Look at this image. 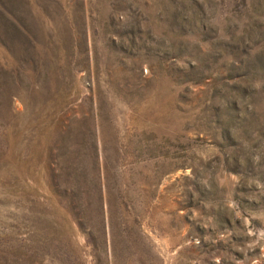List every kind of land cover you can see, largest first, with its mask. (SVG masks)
<instances>
[{
	"label": "rangeland",
	"instance_id": "rangeland-1",
	"mask_svg": "<svg viewBox=\"0 0 264 264\" xmlns=\"http://www.w3.org/2000/svg\"><path fill=\"white\" fill-rule=\"evenodd\" d=\"M0 264H264V0H0Z\"/></svg>",
	"mask_w": 264,
	"mask_h": 264
}]
</instances>
